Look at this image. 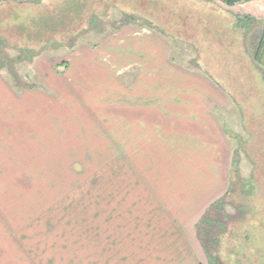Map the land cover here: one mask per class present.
<instances>
[{
  "label": "rangeland",
  "instance_id": "374dc122",
  "mask_svg": "<svg viewBox=\"0 0 264 264\" xmlns=\"http://www.w3.org/2000/svg\"><path fill=\"white\" fill-rule=\"evenodd\" d=\"M223 5L221 0H0V69L17 92L34 91L26 96L28 120L15 114L11 141L0 148V215L3 205L12 203L9 214L25 223L23 209L49 210L56 198L85 197V184L99 188L102 181H117L116 89L39 86L52 71L63 80L76 76L68 60L74 64L83 54L104 57L108 62L102 64L111 69L106 40L132 38L145 27L170 43L175 64L202 74L227 99L228 108L217 112L229 139L230 186L219 207L206 211L213 226L196 229L207 264H264V67L252 58L264 28ZM61 9L67 19L51 18ZM131 48L116 51L127 61ZM85 65L76 69L84 73L99 66ZM41 100L54 107L52 114L36 109ZM102 165L108 172H100ZM92 192L102 195L100 188ZM46 216L51 231L52 216Z\"/></svg>",
  "mask_w": 264,
  "mask_h": 264
},
{
  "label": "crops",
  "instance_id": "0c3cea01",
  "mask_svg": "<svg viewBox=\"0 0 264 264\" xmlns=\"http://www.w3.org/2000/svg\"><path fill=\"white\" fill-rule=\"evenodd\" d=\"M224 7L257 19L264 28V1ZM133 33L106 40L111 69L102 64L108 62L104 57L83 54L74 64L68 60L76 76L63 80L52 71L39 86L116 89L117 181H102L100 196L89 193L98 186L85 184V197L56 198L49 210L23 209L25 223L9 214L12 203L3 205L0 264H207L196 229L230 186L229 139L217 112L228 108L227 99L202 74L175 64L167 40L145 27ZM124 45L132 46L127 61L116 51ZM87 63L99 66L84 73L76 69ZM4 74L0 69V148L11 141L14 115L28 120L26 96L34 92H17ZM36 109L47 116L54 111L43 100ZM108 168L102 165L100 172ZM46 215L52 216L51 231L45 228ZM9 216L17 226L8 223Z\"/></svg>",
  "mask_w": 264,
  "mask_h": 264
},
{
  "label": "trees",
  "instance_id": "16d2710c",
  "mask_svg": "<svg viewBox=\"0 0 264 264\" xmlns=\"http://www.w3.org/2000/svg\"><path fill=\"white\" fill-rule=\"evenodd\" d=\"M242 1H248V0H224L225 4H227V5H233V4L237 3V2H242ZM77 4L79 6V2H77ZM58 11H59L58 13H55V14H52L51 15V16H55V17H51V16H48V17H51V18L55 19V21L56 20L59 21V19H64L65 17L67 19L68 14L65 15L64 13H66V12L64 10L61 9V10H58ZM51 18H50V22H54ZM133 18H131V19H133ZM45 27L49 28V25L46 24ZM31 35L32 36H35L34 32L31 33ZM252 58L255 61V63H257L259 66L264 67V29H263V31H262V33H261V35H260V37H259L256 45H255V48H254L253 54H252ZM232 164H234L233 161H232ZM219 203H221V202H218L215 205L217 207H219V205H220ZM212 219L213 218L212 217H209L207 215V213H206L204 215L203 219L200 220L199 225H198V228H200L201 230H204V231H208V229H206V227L210 224V221H212Z\"/></svg>",
  "mask_w": 264,
  "mask_h": 264
}]
</instances>
